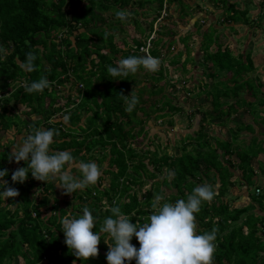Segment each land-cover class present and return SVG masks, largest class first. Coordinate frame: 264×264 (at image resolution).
Here are the masks:
<instances>
[{"label":"trees","instance_id":"obj_1","mask_svg":"<svg viewBox=\"0 0 264 264\" xmlns=\"http://www.w3.org/2000/svg\"><path fill=\"white\" fill-rule=\"evenodd\" d=\"M193 2L0 0V168L9 169L3 179L19 193L0 199V264H108L103 239L97 256L87 261L72 254L60 228L62 216L88 207L97 218L93 231H99L116 204L142 224L156 196L175 202L204 183L212 184L216 195L202 203L195 218L198 232L217 229L212 264H264V79L253 74L252 49L243 45L236 52L220 42L219 30L206 17L181 25L186 16L203 11ZM211 2L223 10L232 31L254 26L239 0ZM117 10L128 11L125 21L115 16ZM190 40L198 43L199 55L192 54ZM28 52L37 57L33 70L21 67ZM149 54L159 57L158 71L109 77L108 65ZM190 63L205 69L182 81L171 77L172 71L188 73ZM41 76L49 87L26 93L23 85ZM121 92L139 98L131 113ZM203 97L208 104L199 102ZM195 108L205 109L198 124ZM178 115H186L193 131L175 141L146 128L151 120L169 117L163 121L167 131ZM241 115L252 120H239ZM36 128L55 129L50 150L72 153L75 160L66 167L74 175L80 160H94L101 169L96 184L65 193L30 172L23 183L13 182L12 171L26 162L10 161L9 153ZM140 137L142 145L135 144ZM131 242L139 247L135 236Z\"/></svg>","mask_w":264,"mask_h":264},{"label":"clouds","instance_id":"obj_2","mask_svg":"<svg viewBox=\"0 0 264 264\" xmlns=\"http://www.w3.org/2000/svg\"><path fill=\"white\" fill-rule=\"evenodd\" d=\"M129 13L127 10H117L115 16L122 22ZM22 68L33 70L36 54L28 52ZM161 61L152 55H130L119 59L118 63L107 66V73L111 79H122L134 74L140 67L148 72L159 70ZM26 93L43 92L49 87V80L41 76L38 80L23 85ZM125 111L131 113L139 103L134 93L123 94ZM67 119V117H65ZM56 131L53 128H36L32 134L21 137L12 146L9 160L25 161L26 166L16 168L11 173L13 182L23 183L29 172L32 177L49 182L65 193H75L87 186L95 185L101 169L94 160L77 163L79 175H74L66 167L75 158L68 150L51 151ZM8 168H0V199L16 197L18 189L9 186L3 179L8 175ZM216 195L212 184H199L193 188L186 199L175 202H162L163 197L156 196L151 204L153 211L147 222H132L131 217L122 212L119 205L110 207L107 215L96 228V217L88 207H84L78 215L69 212L61 217L60 228L63 230L65 243L75 257L87 261L89 257L98 254V244L101 239L108 245L106 260L108 264H212L215 252L214 241L217 229L198 232L195 214L200 211L203 202H210ZM102 233L107 234L102 238ZM133 236L139 242V247L131 241ZM75 262V261H74Z\"/></svg>","mask_w":264,"mask_h":264},{"label":"rangeland","instance_id":"obj_3","mask_svg":"<svg viewBox=\"0 0 264 264\" xmlns=\"http://www.w3.org/2000/svg\"><path fill=\"white\" fill-rule=\"evenodd\" d=\"M193 1H194L193 6L196 3H198L199 6L201 7V9H203V11L202 12L198 11L192 19H190L191 17L186 16V18L183 19V22H181V25L187 26V22H188V26H189L190 24H192L193 21H195L196 17H198V16L206 17V23L207 24L213 23V26L219 30V34H220L219 41L220 42L230 45L232 48L235 49L236 52L240 48H243V45L244 46L246 45V47L248 49L250 48V50L252 49V57L256 61L255 64H257L256 70L253 74H261L263 76L262 78L264 79V68L262 67V66H264V5L261 4V1H263V0H239L240 5L242 7H248L249 8L250 13H251V19L253 21H255V23H254V26L244 25L243 27H240L238 30V33L231 30V28L229 27V25L227 23V20H226L224 13H223V10L221 8L214 7V3L211 2V0H193ZM173 7H175V6H173ZM206 8H208V9H206ZM213 9L215 10L214 12H213ZM196 10L197 9H194L193 12H195ZM218 15H220V17H218ZM187 19H189V21H187ZM125 24L128 25L130 30L133 28L132 25H129V22H126ZM129 33H131V32L130 31L126 32L127 36H129ZM246 37H248L250 42H248V39ZM246 40L248 43L245 42L243 44V42ZM190 42H191V46H192V47L191 46L190 47L193 50L192 54L199 55L200 53L197 50L198 43H194L192 40H190ZM187 67L189 69L188 73L182 74L180 72L172 71V74H174V75H171V77L172 78L177 77L179 80L182 81L183 79L189 78V76H191V74L197 75L198 72L202 73L203 68L205 69L204 65L199 66V67L195 66L194 68L198 67V69H193V65L191 63L188 64ZM260 69H262V70L259 72ZM138 70L140 72H145L143 67H140ZM194 80L196 81V79H194ZM159 84H161V85L165 84V80L160 81ZM177 86H181L180 82L177 84ZM177 86H176V88H177ZM169 89H171V88H167L166 90H169ZM172 91H174V90H172ZM174 94H176L175 96L178 100H180L183 96L180 88H177V91H175ZM191 95H188V97H191ZM144 96H145L144 98H146L147 95L145 94ZM203 101L205 104L209 103L208 100H206L204 97H203V99L201 98L199 100L200 103ZM203 110H205V109H203ZM203 110L198 111L195 108V111L197 112V114L193 118H195L197 120V122H196L197 124H198V122H199V120H200V118L204 112ZM193 111H194V109H193ZM188 114H190V111ZM168 118L169 117L159 119L155 123L153 120H151L150 121L151 125L146 127V128L153 127L152 130H150V135L154 136V134H156L158 132V134L162 137V139L165 140V137L167 136L166 134H168V136H167L168 140L175 141L178 138H181L183 136L182 135L183 133L193 131L192 130L193 128H190L193 124H191L189 127L187 126V123L185 121L186 115H178L176 121H174V125H170L168 127L169 130L166 131L165 128H167L168 124L163 123V121L167 120ZM238 119L243 120L244 122L252 120L246 115L245 116L241 115ZM207 130H210V128H207ZM165 132H166V134H165ZM140 140H141V137L136 140L135 144H137V145L141 144ZM239 141H241V140H239ZM243 145H244V142L242 141L240 143V146H243ZM169 150L172 151V149H169ZM261 157L262 156L260 155L259 158H261ZM254 185H255L254 181H252L250 183L251 191L254 190ZM148 186H150L149 182H147L145 188ZM245 200L246 199H242V201H245ZM234 204L238 205V204H241V202L237 201ZM18 262H22V259L20 258Z\"/></svg>","mask_w":264,"mask_h":264}]
</instances>
